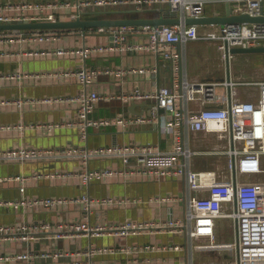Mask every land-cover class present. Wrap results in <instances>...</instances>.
I'll list each match as a JSON object with an SVG mask.
<instances>
[{"label":"built area","instance_id":"obj_1","mask_svg":"<svg viewBox=\"0 0 264 264\" xmlns=\"http://www.w3.org/2000/svg\"><path fill=\"white\" fill-rule=\"evenodd\" d=\"M234 2L233 12L248 13L252 16H264V0H21L0 3V23L13 20H75L84 18L92 9H107L113 7H132L143 10L152 7H164L176 12L181 18L180 23L151 25L124 24L119 26L91 27L97 32H106L109 40L106 43L85 45L84 47L59 46L47 49H31L26 54H57L75 55L85 61L95 54H110L129 51L132 53H152L169 62L172 68L171 82L159 85L155 89H143L140 85L131 90H121L114 93H101L91 85L101 74L124 77L128 73H148L158 71L157 66H126L88 67L68 69L51 73L52 75L75 76L83 88L76 94H65L45 98L3 99L0 104L33 102H69L76 105L73 118L59 122H38L0 124V130H20L24 132L28 126L52 130L56 127L72 126L79 131L82 140L87 141L91 128L116 126L126 129L148 123H158L170 131L172 147L163 149L151 141L114 142L95 147H36L17 145L0 149V161H29L78 159L82 162L79 175L84 185L93 179L108 176H152L162 179L166 176H183L184 191L180 195H158L157 200H181L185 203L184 215L151 221L115 222L111 224H93L90 213L94 207L102 205H126L136 198L118 196L94 197L84 193L80 197L68 198L62 196L35 197L27 196L26 183L29 176H0V183L8 180H19L22 196L18 199H0V205H11L15 208H55L67 201L84 203L87 214L81 221H59L51 224L42 221L30 225L23 221L18 225H0V237L24 238L33 237L31 230L41 228L54 232L57 238L78 235H99L105 232L121 234L141 233L145 230L170 231L183 233L189 238L191 252L196 249L195 239L207 237L212 245L216 242L215 225L220 217H230L236 227L234 240L235 254L230 264H264V81L258 82L259 96L256 100L237 99L235 85L231 78L223 81L192 80L188 68L187 44L193 39H209L218 43L224 57L231 53L234 47H255L264 45V21L260 22H227L211 23L210 28L201 30L200 24H189L187 17L205 15L209 3ZM49 30L35 29L18 35L20 39L43 41L56 38ZM2 53H0L1 55ZM14 73L0 75L11 78ZM219 86L224 91L219 92ZM118 99L124 104L141 100H151L154 104L149 113L126 114L117 113L113 116L92 115L101 100ZM195 103V104H194ZM163 108L168 116L162 124L159 109ZM160 119V120H159ZM216 132L218 136L228 141L222 152L227 156V167L230 177L220 179L216 170L195 169L193 158L195 154L207 153L191 146V135L196 131ZM94 158H118L123 166L113 168L92 169L90 160ZM76 173L63 169L48 171L49 177L70 176ZM260 174L262 177L247 179L246 175ZM41 176V173H36ZM35 177V175H34ZM176 247H179L178 245ZM136 247L127 245H110L91 247L86 253H131ZM139 250V249H137ZM43 256L59 257L64 255L63 249L44 252ZM35 253L30 250L0 254V260H22L32 264ZM80 264V262H78Z\"/></svg>","mask_w":264,"mask_h":264},{"label":"crops","instance_id":"obj_2","mask_svg":"<svg viewBox=\"0 0 264 264\" xmlns=\"http://www.w3.org/2000/svg\"><path fill=\"white\" fill-rule=\"evenodd\" d=\"M21 0H0V3L16 2ZM74 1V0H72ZM155 8V7H152ZM152 8H145L150 10ZM158 12L138 11L132 7H113L101 9L116 11L118 13H103L92 9L84 18H138L158 17L169 9ZM168 10V11H166ZM210 15L227 14V2L209 3L206 13ZM210 24H200V29L210 28ZM25 30H0V75L14 73V77L0 78V101L16 98H45L80 92L83 85L75 76H55L51 73L68 69L88 67H115L126 66H157L158 71L148 73H128L124 77L117 75L101 74L91 85V88L101 93H114L121 90H131L140 85L143 89H155L159 85L171 82L172 68L169 62L152 53H132L129 51L110 54H95L85 61L75 55L57 54H26L31 49H47L49 47L76 46L84 47L96 43H106L109 35L106 32H97L93 29H55L57 37L43 41L20 39L18 35ZM188 68L192 80L196 81H223L231 78L236 82L237 99L256 100L259 96L258 82L264 81V53L231 52L224 57L218 43L209 39H193L187 44ZM219 92L224 91L219 86ZM154 104L151 100H141L124 104L118 99L101 100L92 113L95 116H113L117 113L142 114L149 113ZM195 104V103H194ZM76 114V105L69 102H33L25 101L22 105L17 103L0 104V124L25 123L27 125L38 122H63L73 118ZM160 121L164 124L168 113L163 108L159 109ZM151 141L163 149L173 145L170 131L159 122L130 126L124 130L116 126L91 128L87 141L82 140L76 127H56L52 130L41 127L28 126L24 132L20 130H0V149L17 145L36 147H95L114 142ZM228 141L218 136L216 132L196 131L191 135V146L195 150L207 153L195 154L193 166L195 169L216 170L220 179L230 177L227 167V156L222 152L227 147ZM264 164V160H263ZM92 169L111 166L119 168L123 163L118 158H94L90 160ZM82 162L78 159L54 160H29L0 161V176L27 175V196L47 197L62 196L76 198L88 193L94 197L118 196L123 198H136L126 205H102L94 207L90 213V221L101 224L115 222L151 221L180 217L184 215L185 203L181 200L160 202L158 195H180L184 191L185 178L183 176H166L157 179L152 176H108L93 179L84 185L79 172ZM63 169L76 173L70 176L49 177L48 171ZM36 173H41L37 176ZM35 175V177H34ZM260 174L246 175L247 179H255ZM260 178V177H259ZM19 180H8L0 183V199H18L22 196ZM87 214L84 203L67 201L55 208H15L11 205H0V225H18L23 221L30 225L42 221L56 224L59 221H81ZM225 219L228 222L224 223ZM231 219V220H230ZM232 230L233 243L236 237V227L232 218L220 217L216 220V242L212 245L207 237L195 239L196 249L191 252L189 238L178 232L145 230L141 233L121 234L105 232L99 235H78L73 237L57 238L52 231L41 228L32 229L33 237L7 238L0 237V254L16 253L30 250L35 253L32 264H230L232 257L226 256L219 248L218 242L222 237V229ZM229 232V234H230ZM110 245H127L136 247L131 253H94L88 255L91 247H104ZM179 247H176V246ZM63 249L64 255L59 257L42 255L44 252ZM139 249V250H137ZM224 257L223 261L221 258ZM197 258H204L197 262ZM228 259V258H227ZM0 264H26L22 260H0Z\"/></svg>","mask_w":264,"mask_h":264},{"label":"water","instance_id":"obj_3","mask_svg":"<svg viewBox=\"0 0 264 264\" xmlns=\"http://www.w3.org/2000/svg\"><path fill=\"white\" fill-rule=\"evenodd\" d=\"M234 2H227V14L225 15H210L205 14L200 17H187L185 21L189 24H224L227 22H260L264 21V16H252L248 13L236 14L233 12ZM160 9L158 7L152 8ZM151 9V10H152ZM163 10V9H160ZM101 11V10H100ZM168 11V10H166ZM181 18L176 12L168 11L158 17H138V18H79L69 20H13L10 22L0 23V30H35V29H88L99 26H119L124 24H151L155 26L164 24L180 23ZM231 52H263L264 45L255 47H234Z\"/></svg>","mask_w":264,"mask_h":264},{"label":"rangeland","instance_id":"obj_4","mask_svg":"<svg viewBox=\"0 0 264 264\" xmlns=\"http://www.w3.org/2000/svg\"><path fill=\"white\" fill-rule=\"evenodd\" d=\"M114 53V52H113ZM262 177V175H258L257 178ZM231 220V219H230ZM222 222L227 223L228 221L223 219ZM230 229L223 228L222 229V237L220 241L218 242L219 248L222 250V253L226 256V260H229V257H233L235 254V247L233 245V237H232V230L230 232ZM228 258V259H227ZM224 257L221 258L223 261ZM204 258H197V262H203Z\"/></svg>","mask_w":264,"mask_h":264},{"label":"trees","instance_id":"obj_5","mask_svg":"<svg viewBox=\"0 0 264 264\" xmlns=\"http://www.w3.org/2000/svg\"><path fill=\"white\" fill-rule=\"evenodd\" d=\"M158 10L159 9H157V10H154V9H150V10H145V9H143V10H131V11H129V13H131V14H136L138 11H147V12H158ZM101 12H103V11H101ZM116 11H112V10H106L105 12H103V13H115ZM116 13H118V12H116Z\"/></svg>","mask_w":264,"mask_h":264}]
</instances>
